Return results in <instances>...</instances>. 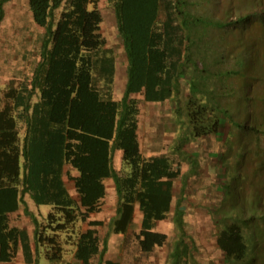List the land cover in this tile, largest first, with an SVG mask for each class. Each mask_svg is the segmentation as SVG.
Listing matches in <instances>:
<instances>
[{
    "label": "trees",
    "instance_id": "1",
    "mask_svg": "<svg viewBox=\"0 0 264 264\" xmlns=\"http://www.w3.org/2000/svg\"><path fill=\"white\" fill-rule=\"evenodd\" d=\"M9 1L0 0V24ZM98 2L28 0L31 17L43 33L31 76L19 85L12 82L0 96V264L12 262L20 244L28 259L25 264H39L42 257L53 264H70L63 262L58 236L78 221L89 228L77 236L76 260L91 264L98 257L97 264H119L105 259L108 237L102 241L96 229L104 221L91 217L100 210L109 181L117 199L109 230L127 234L139 210L138 244L142 251L152 252L165 245L168 236L156 225L172 212L178 238L169 264H196L184 219L187 174L175 202L174 189L182 161L193 172L198 166L197 158L184 149L190 138L218 134L226 123L223 119L233 120V115L223 116L215 91L202 85L205 71L193 59L195 34L214 25L197 23L202 15L191 12L186 0H108L109 9H101ZM215 21L222 28L233 26L236 19ZM105 24L116 27L127 59L118 99L114 84L121 62L107 47ZM188 71V122L181 123L188 127L174 147L179 160L174 162L168 154L146 157L138 137L136 95L146 102L171 99L179 94ZM177 110L181 112L179 106ZM256 132L264 136V128ZM117 151L122 152L123 170L115 165ZM27 193L36 204L51 206L42 219L30 210ZM21 207L33 226V258L27 253V228L11 225ZM231 217L224 216L216 242L228 264H240L250 252L242 225L248 221Z\"/></svg>",
    "mask_w": 264,
    "mask_h": 264
},
{
    "label": "rangeland",
    "instance_id": "2",
    "mask_svg": "<svg viewBox=\"0 0 264 264\" xmlns=\"http://www.w3.org/2000/svg\"><path fill=\"white\" fill-rule=\"evenodd\" d=\"M186 1L191 4V12L203 16L197 17V23L214 25L200 28L195 34L197 43L193 47V59L198 64L197 68L205 71L206 80L202 85L215 91L224 108L223 116L233 115L232 121L223 119L226 123L223 121L224 126L218 134L191 137L184 146L197 158L198 166L193 172L186 161L181 162V175L175 179L174 202L180 195L183 174H187L184 219L188 242L193 246L191 261L196 264H228L225 253L216 242L224 225V216L228 215L248 221L242 225L250 252L240 264H264V136L256 132V128H264V123H256V119L251 117L255 109L264 110V95L259 91L264 90V0ZM247 13L252 17L246 18ZM235 19L233 26H215V20ZM112 28L105 24L103 33L107 47L121 62L117 85L114 84V97L118 99L123 91L127 59L116 27ZM42 33L43 28L33 21L25 0L9 3L0 24L1 97L12 82L19 85L31 76L39 59ZM227 70L239 72L238 76L225 73ZM190 76L188 71L179 83V94L164 102H146L141 95H136L139 101L138 137L146 157L168 154L178 162L174 147L179 136L187 132L188 125L181 123L188 122L184 108L190 94ZM253 85L258 89H253ZM178 106L181 112H178ZM121 154L117 151L114 160L115 165L123 170ZM107 186L108 194L100 210L91 215L104 221V225L96 229L102 241L106 235L108 237L105 259L119 264H169L170 253L178 238L173 213L156 225L157 230L168 236L165 245L152 252H144L137 240L142 219L139 210L135 214L134 226L127 234L109 230L117 199L110 181ZM12 219L24 228L30 224L23 214L13 215ZM230 221L228 219L227 222ZM88 228L87 222L78 221L70 231L59 234L63 262L81 264L74 256L76 241L79 233ZM98 260V257L93 258L91 264H97ZM23 263L14 260L3 264ZM39 264L53 262L42 257Z\"/></svg>",
    "mask_w": 264,
    "mask_h": 264
},
{
    "label": "crops",
    "instance_id": "3",
    "mask_svg": "<svg viewBox=\"0 0 264 264\" xmlns=\"http://www.w3.org/2000/svg\"><path fill=\"white\" fill-rule=\"evenodd\" d=\"M107 1L108 0H99V2H98V4H99V7L102 9L103 7H106L107 6ZM10 2H12V3H16L17 2V0H10L7 4H6V11H7V6L9 5V3ZM25 2H26V4L28 5V0H25ZM162 17V16H161ZM163 18V17H162ZM260 85V84H259ZM253 89H258V87H256L255 85H253ZM260 92H262V94L264 95V90H259ZM264 112V110H262V109H255L254 111H253V116H251V117H253V118H255L257 121H261V122H264V116L262 117V115L264 114L263 113ZM263 113V114H262ZM259 118H262V120H260ZM24 134V130H22V135ZM117 167V166H116ZM64 182H65V184H66V186H69V180H68V177L66 176V175H64ZM25 200L27 201V203H28V206H29V208H30V210L31 211H33L36 215H44L50 208H51V206L50 205H47V204H41V205H38V204H36L35 203V201L32 199V197L30 196V194L29 193H27L26 194V196H25ZM42 206H45L46 207V209H41L42 208ZM17 213H20V214H23L24 215V217L26 218V219H28L26 216H25V214H24V212H23V207H21L20 208V210L17 212ZM14 216L16 215V213H14L13 214ZM185 217V216H184ZM186 220V219H185ZM16 221H13L12 223H11V225H16V226H18V227H21V226H19V224H17V223H15ZM30 222V221H29ZM22 228V227H21ZM27 235H28V237H29V244H30V248L27 250V253H31V256H32V258H33V256H34V254H33V252H34V240H33V226H32V223L30 222V224H29V226L27 227ZM31 256H30V258H31ZM14 260H17V262L19 263H22V262H24L23 264H25V262L28 260L27 259V256H26V254H25V252H24V249L22 248V246H21V244H20V246H19V248H18V251H17V254H16V257L14 258ZM13 260V261H14ZM12 261V262H13ZM12 262H9V263H12Z\"/></svg>",
    "mask_w": 264,
    "mask_h": 264
}]
</instances>
